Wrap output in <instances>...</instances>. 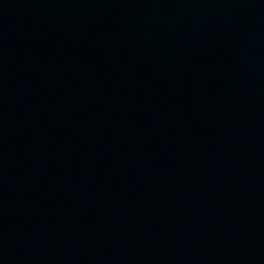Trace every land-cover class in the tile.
I'll list each match as a JSON object with an SVG mask.
<instances>
[{
    "label": "water",
    "instance_id": "95a60500",
    "mask_svg": "<svg viewBox=\"0 0 264 264\" xmlns=\"http://www.w3.org/2000/svg\"><path fill=\"white\" fill-rule=\"evenodd\" d=\"M0 264H264V0H0Z\"/></svg>",
    "mask_w": 264,
    "mask_h": 264
}]
</instances>
